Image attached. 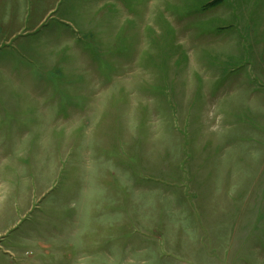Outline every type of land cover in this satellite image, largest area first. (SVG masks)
Instances as JSON below:
<instances>
[{"label":"rangeland","instance_id":"rangeland-1","mask_svg":"<svg viewBox=\"0 0 264 264\" xmlns=\"http://www.w3.org/2000/svg\"><path fill=\"white\" fill-rule=\"evenodd\" d=\"M0 264H264V0H0Z\"/></svg>","mask_w":264,"mask_h":264}]
</instances>
